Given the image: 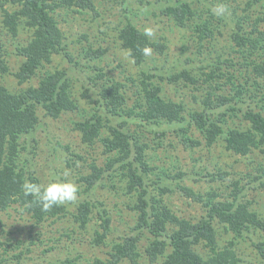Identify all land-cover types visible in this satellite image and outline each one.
<instances>
[{"label": "trees", "instance_id": "1", "mask_svg": "<svg viewBox=\"0 0 264 264\" xmlns=\"http://www.w3.org/2000/svg\"><path fill=\"white\" fill-rule=\"evenodd\" d=\"M138 1L139 11L146 9V1L150 3L149 0ZM128 2L115 1L123 12L121 18L114 20L113 30L121 49L126 50L141 72L134 77L127 75L123 67L117 78L110 69L109 48L103 45L108 41L104 31L109 30L110 24L97 20L101 12L94 0H0L1 26L15 39L21 33L25 35L16 46L23 61L14 72L15 77L20 85L39 79L37 85L31 84L19 91H11L0 80V214L19 207L30 216L32 224L28 228V237L31 246L44 235L41 230L35 231L34 226L71 216L73 223L85 230L97 214L100 229L96 230L95 242L105 244L112 217L106 209L97 212L103 204L95 201V191L109 185L106 180L119 172L126 193L136 198L132 210L137 214V222L132 233L113 244L110 259L96 264H140L139 246L145 233L150 238L144 256L152 264H242L234 246L242 238L251 236L258 258L264 264V216L244 201L247 186L260 182L264 187L263 164L257 165L255 174L246 175L247 184L233 180L229 185L232 191L222 196L220 190L227 187L231 175L222 167L208 170L200 159L194 158L200 165L193 164L190 171L177 161L173 166L159 165L158 168L150 165L148 154L150 148L154 151L163 147V139L173 135L191 151L201 146L211 148L222 142L226 150L235 155L246 157L258 151L264 156V0H248L242 14L238 15L234 10L230 19L227 12L219 17L213 13L220 4H225L228 9L229 0L203 3L202 0H176L167 4L162 14L175 24V28L193 29L200 42H211L208 50L202 52L204 58L200 65L194 66L197 60L188 57L186 60L191 65L187 66L182 58L177 65L168 66L169 71L158 66L149 70L145 67L148 57L142 54L143 48L164 54L167 46L153 36L148 38L142 34L144 27H139L130 18V8H123ZM197 3L208 5L198 19L199 11L194 8ZM85 13L93 17L96 26L100 24L101 36L88 31L78 32L75 36L67 34L66 26H71L76 15ZM229 20L234 24L231 45L217 50L214 42L219 25ZM219 35L223 36L221 32ZM186 49L181 47V51ZM1 51L3 45L0 42V76L10 71ZM55 56L69 62L71 69L79 68L85 73L89 85L82 95L89 98L91 110L82 107L73 95V74L67 69H58L49 75L42 73V68ZM118 66L122 67V62ZM167 87L190 89L193 106H188L184 99L169 96ZM39 108L52 119L79 112L81 120L74 128L81 133L83 143H101L107 156L104 166L96 161L88 163L82 154H75L77 162L71 157L65 158L72 171H76L79 193L84 195V199L74 202L76 207L73 209L68 203L45 212L21 190L25 181L43 184L35 169L26 170L24 166L33 162L30 153L26 155L24 151H27L28 136L33 134L35 137L41 123ZM230 120L240 123L230 126ZM193 129L198 132L197 138L193 137ZM147 134L153 136L155 148L145 141L149 140ZM81 161L87 165L83 166ZM78 162L82 165L74 170ZM172 170L178 171L177 174L171 176ZM150 174L156 176L157 182L148 179ZM171 177L216 182V189L212 187L204 192L206 194L192 188H179L183 196L203 204L206 212L200 219L193 221L179 216L164 203L163 196L173 191L164 179ZM149 182L158 190L156 193L149 190ZM4 225L0 215V263L10 259V248L15 251L14 259L23 260L30 248H24V240L11 238L12 234ZM217 225L234 234V240L223 248L218 246ZM63 236L69 238L71 235L64 233ZM203 244L208 249L205 256L196 249ZM50 264H80V261L79 257H67Z\"/></svg>", "mask_w": 264, "mask_h": 264}, {"label": "rangeland", "instance_id": "2", "mask_svg": "<svg viewBox=\"0 0 264 264\" xmlns=\"http://www.w3.org/2000/svg\"><path fill=\"white\" fill-rule=\"evenodd\" d=\"M94 1L101 12L97 20L101 22L105 21L110 24L109 30L104 31L108 36V41L106 40L104 42L105 44H103L109 48L108 61L111 62L110 69L113 70L117 78L121 76L122 73H120V71L123 67L127 75L132 74L134 77L138 76L141 70L129 59L128 54L125 52L126 50L123 51L121 49L116 39L115 30H113V27L116 26L114 20L117 21L121 18L123 12L121 6L115 3L117 0ZM149 1V4L146 1L148 5L146 9L142 8L141 11H139L140 7H137L139 4L138 0H129L128 4L123 5L124 9L129 10L130 8L129 12L131 13L128 14L130 18L138 23L139 27H152L155 30L153 37L167 46L164 54L159 50L152 49V55L148 56V63H145V67L147 66L146 68L149 70L158 66L160 68L163 67L164 71H169V67L177 65L178 60L182 58L188 60V57L197 60L194 66L200 65V60L204 58L202 52L208 50L207 48L211 45V42H200V40L195 37L196 33H194L193 29L191 31L175 28V24L162 14V10L167 4L176 0ZM196 1L197 0H194V2ZM206 1L207 0H202V3ZM247 1L248 0H229L227 3L228 19L233 17L234 10L238 15H241L242 9L245 8ZM202 3L194 5V8L199 11L196 19L208 8L207 4ZM1 22L2 16L0 13V42L3 45V51L1 52L5 56L10 69L9 72L0 76L1 82L11 91L26 89V87L31 84L37 85L38 78L23 85L18 83L14 72L19 69L23 59L18 55L16 46L20 40L25 39V35L21 33L17 39L13 38V36L1 26ZM71 23V26H66L68 35L75 36V34L81 31H88L90 34L96 35L100 33L98 27L100 24L96 26L93 17L86 13L76 15V19ZM233 26L234 24L231 20L226 24L219 25V32H221L223 36L219 35V32H217V41L214 42L217 50H220L222 47H230V34ZM182 46H185L187 49L181 51ZM187 60H183V63H186L187 66L191 65V62ZM119 62H122V67L118 66ZM58 69H67L70 74L75 76L73 77L72 75L74 84L72 93L82 107L91 110L89 108V98L82 95L84 90L88 88L87 85H89L88 82L85 81V73L79 68L75 70L71 69V64L66 60H62L60 56H55L54 60L49 65L44 69L42 68V73L49 75ZM167 91V94L172 98L184 99L187 101L186 103L188 106H193V100L191 98L192 91H190V89L180 88L179 90H174L172 87H167ZM38 114L41 118V123L39 124L35 137L33 134L28 136L29 142L27 151H24L26 155L28 152L30 153L29 156L33 157V162L32 164L24 166L26 170L35 169L39 173L40 179L44 185L53 180H70L76 183V171L73 172L71 164L65 161V158L71 157L73 161L77 162L75 154H82L88 163L96 161L98 165H105L107 156L104 153L102 144L87 145L83 143L81 133L74 128L75 123L81 120L79 112L64 114L58 119L45 116L44 110L41 108H39ZM239 123L240 121L238 120L229 121L230 126H237ZM197 133L198 132L193 129L194 138H197ZM146 137L149 140L145 141H148L149 144H152L155 148L156 144L151 140L153 136L147 134ZM163 141V147L159 146V149L155 148L154 151H152L151 148L148 150V154L151 157L149 159L151 166L159 168V165H165L169 167L179 162L185 170L190 171L192 170L193 164L200 165V163H195L194 161V158H198L201 160L202 164L206 165L208 170H212L214 167H222L224 171L231 173L229 181L226 182L227 187L223 186L220 190L222 196H226L232 191V186L229 185L233 180L238 179L241 180L242 184H247L248 178L246 175L249 173L255 174L258 164L264 165V156L258 151L252 152L249 156L242 157L226 150L222 142L217 143L211 148L201 146L195 151H191L175 139L173 135L167 136ZM66 147H68V149ZM32 151L34 152L33 154L31 153ZM24 159L25 158H21V160ZM73 161H71V163ZM175 161L177 162L173 164ZM81 162L83 163L85 161ZM81 162H78L74 166V170L82 165ZM31 165L32 168L30 167ZM85 165L87 164L83 163V166ZM65 171L69 173L67 177L64 175ZM177 172L176 170H172L170 171V175L174 176ZM118 173L119 172L114 173L112 177L106 180L107 184L110 182L109 185L99 187V189L95 191V201L103 204L97 208V212L101 213L106 209L112 217L111 231L105 239V244L95 242L96 230L100 229V219L98 215L95 214L96 217H94L85 230H81L78 225L74 224L71 216L58 221L50 219L38 227L34 226L35 231L41 230L42 235H44L40 241H37L35 245L31 246V240L28 237V228L32 224L29 219L30 216L21 208L16 207L0 215L4 221L6 231L12 234L10 237L16 238L17 240H24V248L29 247L30 252L27 253V256H25L23 260H16L14 259L15 251L10 248V253L8 255L10 259L3 264H50L52 261H61L67 257H79L80 264L107 262L110 259L109 253L113 244L120 242L124 236L132 233L133 227L137 222V214L132 210L136 198L126 193L125 183L122 182V174ZM107 176L110 175L107 174ZM148 179L157 182V178L153 174H150ZM164 181L173 191L163 196V201L166 205H170L176 214L192 219L193 221L200 219L205 214L206 211L203 204L183 196L179 188H192L199 193H204L209 191L212 187L216 189V182L212 183L211 180L195 182L192 178L174 179L173 177L170 179L165 178ZM113 184L114 187H112ZM148 184L150 185L149 190H154L155 193L158 191L150 182ZM78 199H84V195L79 193ZM244 201L249 202L253 210L258 211L264 216V187L260 185V182H253L251 185L247 186L244 192ZM69 204L70 209L76 207L73 205L74 202ZM70 211L73 212V210ZM52 221H54V223H52ZM216 229L218 246L220 248H223L234 240V234L227 232L222 225H217ZM64 233L68 235L70 233L71 236L69 238L63 236ZM148 238L150 237L145 233L144 239L140 242L139 250L142 253L140 264H152L144 256V249L147 245ZM251 238L252 236L246 239L242 238L241 241L234 246V249L243 260L242 264H263L258 258ZM196 249L204 256L208 252L204 244L196 247ZM122 264L130 263L123 262ZM155 264H160V262Z\"/></svg>", "mask_w": 264, "mask_h": 264}, {"label": "clouds", "instance_id": "3", "mask_svg": "<svg viewBox=\"0 0 264 264\" xmlns=\"http://www.w3.org/2000/svg\"><path fill=\"white\" fill-rule=\"evenodd\" d=\"M226 12L227 7L223 4L213 9L214 15L218 17L225 15ZM142 34L151 38L154 36L155 30L150 26H146ZM142 54L145 57L151 56L152 49L145 47L142 49ZM64 175L67 177L69 175L68 171H65ZM21 190L26 197H32L45 212L54 206L76 202L79 194L78 185L70 180H53L46 185L25 181L21 185Z\"/></svg>", "mask_w": 264, "mask_h": 264}]
</instances>
